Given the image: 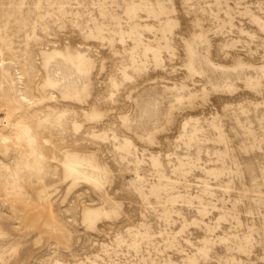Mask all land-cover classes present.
I'll return each mask as SVG.
<instances>
[{
  "label": "rangeland",
  "instance_id": "374dc122",
  "mask_svg": "<svg viewBox=\"0 0 264 264\" xmlns=\"http://www.w3.org/2000/svg\"><path fill=\"white\" fill-rule=\"evenodd\" d=\"M0 264H264V0H0Z\"/></svg>",
  "mask_w": 264,
  "mask_h": 264
}]
</instances>
